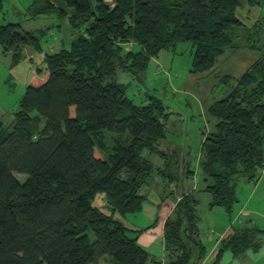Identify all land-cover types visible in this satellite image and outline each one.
I'll return each instance as SVG.
<instances>
[{
	"label": "trees",
	"instance_id": "trees-1",
	"mask_svg": "<svg viewBox=\"0 0 264 264\" xmlns=\"http://www.w3.org/2000/svg\"><path fill=\"white\" fill-rule=\"evenodd\" d=\"M64 1L71 14L54 0H35L32 16L69 15L78 34L70 47L44 54L14 122L0 120V264H101L104 257L110 264H200L208 250L194 194L182 195L165 221L166 261L139 243L157 221L135 230L115 217L142 210L147 194L141 190L156 170L171 166L157 168L145 153L167 155L159 149L170 114L162 99L135 103L117 72L140 75L152 58L177 52L183 42L193 47L191 72L209 71L243 46L236 41L240 30L252 34L262 16L248 25L238 15L243 0ZM3 5L0 0V13ZM41 36L19 22L0 24V47L14 49L16 61L27 47L43 52ZM224 80L234 82L209 108L215 123L202 142L201 167L210 206L230 213L239 181L264 173V54ZM98 196L103 208L94 204ZM261 234L235 227L221 240L214 264L226 250L238 256L257 249Z\"/></svg>",
	"mask_w": 264,
	"mask_h": 264
},
{
	"label": "rangeland",
	"instance_id": "rangeland-1",
	"mask_svg": "<svg viewBox=\"0 0 264 264\" xmlns=\"http://www.w3.org/2000/svg\"><path fill=\"white\" fill-rule=\"evenodd\" d=\"M34 1L3 0L0 24L19 22L23 30L34 31L40 36L42 34L41 42L44 48L43 52H39L29 47L35 53L34 60L28 57L30 55L18 61L12 53L0 55V119L5 124L14 122L13 114L18 108L21 96L38 72V67L44 68V54L62 47H70L79 32L71 27L69 15L54 12L33 17ZM54 1L71 14L72 8L64 0ZM238 13L243 17H257L258 14L262 17L252 34H248L245 29L240 30V37L236 41L243 46L228 50L209 71L191 72L193 47L189 42L180 43L175 53L162 51L158 57L151 59L147 71L140 75L118 70L116 80L127 86V95L135 103L145 104L151 96H156L162 99L166 112L170 113L165 120L167 137L161 141L159 148L167 155L163 156L159 152L149 150L145 153L155 167H164L166 163H170L171 166L165 171L156 170L150 177L148 185L141 190V193L147 194L142 210L125 215L119 212L115 214V217L127 226L144 228L154 220L158 222L167 206L178 196L188 192H193L200 200L197 207L200 235L208 247L211 245L210 239L219 236L226 226L235 224L232 220L239 199L230 213L223 207L209 205L211 194L204 188L210 181L206 180L207 177L201 167V146L205 135L214 128L215 119L209 113L210 106L216 100L225 97L230 91L231 83L234 82L232 80L228 83L224 80L225 76H240L250 64L264 54V0L260 5H252L247 0H243ZM246 22L249 25V22ZM61 39L64 41L62 42ZM251 42L256 47H246V43ZM43 74L44 71L41 72V76ZM190 169L193 172H189ZM16 176L20 179L25 178L23 174L16 173ZM245 183L244 179L240 180L237 188H241ZM240 193L237 190L238 196L242 195V190ZM94 204L103 208L102 198L98 196ZM130 234L135 235L134 232ZM89 235L92 240L95 239L93 231L90 230ZM158 237L154 233L152 236L154 240L151 242L149 234H143L141 243L146 246L152 257L166 261V256L162 257L163 238ZM225 253L227 254L228 251L226 250ZM222 260L225 261V258ZM211 261L212 259H209L205 264H211ZM223 261L221 264H224ZM110 262L107 257L101 260V264H110ZM243 264H251V262L248 259L243 261Z\"/></svg>",
	"mask_w": 264,
	"mask_h": 264
},
{
	"label": "crops",
	"instance_id": "crops-1",
	"mask_svg": "<svg viewBox=\"0 0 264 264\" xmlns=\"http://www.w3.org/2000/svg\"><path fill=\"white\" fill-rule=\"evenodd\" d=\"M109 1H112V0H109ZM238 14L242 19L248 21L249 23H253L257 19H259V17L261 16L258 14L257 17H250V16L243 17L241 15V13H238ZM61 41L63 42L64 40L61 39ZM14 51L15 50L13 49V50H9V51L5 52L0 47V55L5 54V53H12L13 57H14ZM27 55H30L28 57H30L31 60L36 59L35 53L32 52L29 47L24 49L22 58L27 57ZM24 93H25V91H24ZM18 106H19V104H18ZM13 115L15 116V111H14ZM206 180H208V182H209V179L206 178ZM237 190L239 193H240V190H242V195L238 196V199L240 201H238V204L235 207V214H234L235 216L232 220L233 223H235V224L234 225L232 224L231 226H226L222 230V232L219 236H217L215 239L214 238L210 239L211 245L209 247L207 246V244L204 242L203 238L201 237L203 242L206 244L208 251H207L206 256L203 258V260L201 261L200 264L207 263V261L209 259H212L211 264L215 263L217 254L219 252L221 240L225 236L230 234L233 231V229H235V227L248 226V227H256L258 229L264 230V173L261 175V177L258 180L246 181V183L241 188H239V189L237 188ZM188 193L194 194L193 192H188ZM181 197L182 196H178L177 199L172 201L171 204H169V206H167L165 211L160 216V219L157 222V225L155 223V225H156V226L154 225L155 227L152 226L140 234L139 243L144 248H146V246L141 243V236L143 234H149V238L151 239V242H152L154 240V238H152V236L154 235V233H156L159 237L161 236L163 238L162 241L164 244V255H162V257L166 256L165 238H164V224H165L167 217L172 214L176 204L181 199ZM210 202H209V205H210ZM154 221L152 223H154ZM130 228L135 229V230L141 229V228H135V227L134 228L130 227ZM227 251H228V253L226 254L224 252L222 258L220 259V261H218V264H221V262L223 261L222 260L223 258H225V261H223L224 264H227L228 262H231L232 264H243V261H245V260L248 261V259L250 260L251 264H264V234H261V236L259 237V246L255 250L249 249L246 252H244L238 256H234V254L230 250H227Z\"/></svg>",
	"mask_w": 264,
	"mask_h": 264
}]
</instances>
